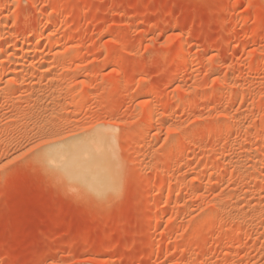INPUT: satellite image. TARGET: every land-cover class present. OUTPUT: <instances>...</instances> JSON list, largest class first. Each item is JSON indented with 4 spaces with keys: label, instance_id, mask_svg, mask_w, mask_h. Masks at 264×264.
Masks as SVG:
<instances>
[{
    "label": "rangeland",
    "instance_id": "rangeland-1",
    "mask_svg": "<svg viewBox=\"0 0 264 264\" xmlns=\"http://www.w3.org/2000/svg\"><path fill=\"white\" fill-rule=\"evenodd\" d=\"M0 264H264V0H0Z\"/></svg>",
    "mask_w": 264,
    "mask_h": 264
},
{
    "label": "bare ground",
    "instance_id": "bare-ground-1",
    "mask_svg": "<svg viewBox=\"0 0 264 264\" xmlns=\"http://www.w3.org/2000/svg\"><path fill=\"white\" fill-rule=\"evenodd\" d=\"M92 140L93 143L81 138L64 137L54 141L48 144L46 161L58 165V172L67 180L81 184L95 194H102L112 187L115 180L112 137L110 132L101 130Z\"/></svg>",
    "mask_w": 264,
    "mask_h": 264
}]
</instances>
